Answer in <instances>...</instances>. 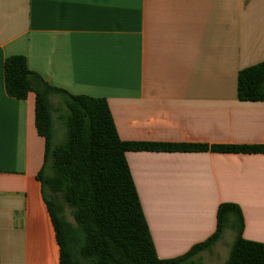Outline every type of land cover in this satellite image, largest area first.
<instances>
[{
	"label": "crops",
	"instance_id": "crops-1",
	"mask_svg": "<svg viewBox=\"0 0 264 264\" xmlns=\"http://www.w3.org/2000/svg\"><path fill=\"white\" fill-rule=\"evenodd\" d=\"M16 55L53 87L105 99L124 142L264 146V100L237 88L241 70L264 63V0H0V264H60L35 95L5 89ZM126 158L160 259L212 236L224 203L264 244V154Z\"/></svg>",
	"mask_w": 264,
	"mask_h": 264
},
{
	"label": "trees",
	"instance_id": "trees-1",
	"mask_svg": "<svg viewBox=\"0 0 264 264\" xmlns=\"http://www.w3.org/2000/svg\"><path fill=\"white\" fill-rule=\"evenodd\" d=\"M5 89L25 100L35 95V124L45 140V161L39 178L60 248V264H203L198 256L212 252L227 229L235 233L225 264H264V244L243 237L244 218L231 203L220 205L214 234L183 256L157 255L139 194L133 181L128 152H207L264 154V146L173 145L124 142L119 138L108 102L72 95L48 84L33 72L25 56L8 57ZM240 100H264V63L238 74ZM59 97L68 108L66 143H53L51 101ZM50 171V174H49ZM67 208L74 220L66 215Z\"/></svg>",
	"mask_w": 264,
	"mask_h": 264
},
{
	"label": "rangeland",
	"instance_id": "rangeland-1",
	"mask_svg": "<svg viewBox=\"0 0 264 264\" xmlns=\"http://www.w3.org/2000/svg\"><path fill=\"white\" fill-rule=\"evenodd\" d=\"M56 100L57 101H53V104L54 107L59 108V110L54 113L55 134L53 138V143L56 145H61L66 143L67 140L66 119L68 117L69 110L63 104V100L61 98L58 97L56 98ZM70 212L71 210L67 208V218L71 221V223H74ZM234 239V232L227 230L224 234L222 243L217 244L216 251L212 255H207L206 260L208 261H206V264H225L229 257V253L234 243Z\"/></svg>",
	"mask_w": 264,
	"mask_h": 264
}]
</instances>
